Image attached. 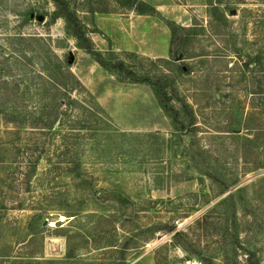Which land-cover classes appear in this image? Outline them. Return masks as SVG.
I'll return each mask as SVG.
<instances>
[{
  "label": "rangeland",
  "instance_id": "rangeland-1",
  "mask_svg": "<svg viewBox=\"0 0 264 264\" xmlns=\"http://www.w3.org/2000/svg\"><path fill=\"white\" fill-rule=\"evenodd\" d=\"M62 1L68 22L0 0V55H55L104 127L0 129V264H264V0ZM121 61L168 85L176 123ZM19 73L7 98H34Z\"/></svg>",
  "mask_w": 264,
  "mask_h": 264
},
{
  "label": "trees",
  "instance_id": "trees-1",
  "mask_svg": "<svg viewBox=\"0 0 264 264\" xmlns=\"http://www.w3.org/2000/svg\"><path fill=\"white\" fill-rule=\"evenodd\" d=\"M52 2L59 17L63 18L65 22L72 19L69 4L62 0H52ZM31 13L30 11L23 16L29 17ZM27 40L29 41V39L21 36L6 39L11 45L19 44V49L9 48L11 52L17 54L18 59L22 60L30 52L32 53V51L26 50L24 45L20 46L21 42ZM44 55L47 56L45 53H39V57H36L41 65L39 70L37 69L33 73L23 68L22 64H15L14 67L10 68L6 64L8 54L0 55V94L3 96L0 98V129H4L5 132L8 129H36L49 132L67 129L71 133L77 134L83 131L89 132L90 136L102 133V127H104L103 113L99 106L91 101L93 99L91 95L83 90L87 95V100L86 98L76 100L73 94L79 92L81 85L70 72V67L64 62L61 63V60L55 55L56 63L49 62L47 64ZM97 62L104 66L102 60L98 59ZM109 66L124 74L125 78L133 83H145L151 86L162 110L173 122H177L178 112L170 105L169 93L166 91L168 85L158 86V84L152 83L148 77H140L142 71L136 68L135 64L129 66L128 63L121 61L114 65L109 63ZM12 70L20 72L19 77L31 78L29 88H33L34 98H29V100L7 98V88L14 85V83L8 82ZM190 116H193V112L192 115L190 113ZM95 117L97 121L93 120ZM29 164V166H35L37 159L30 161ZM73 165V170L80 168L79 163ZM54 168L57 169L56 166Z\"/></svg>",
  "mask_w": 264,
  "mask_h": 264
},
{
  "label": "water",
  "instance_id": "water-1",
  "mask_svg": "<svg viewBox=\"0 0 264 264\" xmlns=\"http://www.w3.org/2000/svg\"><path fill=\"white\" fill-rule=\"evenodd\" d=\"M230 15H235V11H231V12H230ZM29 17H30V19H34V14L31 13V14L29 15ZM37 21H38V22H43V17H42V16H38V17H37Z\"/></svg>",
  "mask_w": 264,
  "mask_h": 264
}]
</instances>
